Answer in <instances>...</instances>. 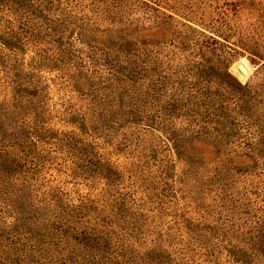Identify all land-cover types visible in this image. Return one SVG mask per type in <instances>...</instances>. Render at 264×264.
I'll return each mask as SVG.
<instances>
[{
    "label": "rangeland",
    "instance_id": "rangeland-1",
    "mask_svg": "<svg viewBox=\"0 0 264 264\" xmlns=\"http://www.w3.org/2000/svg\"><path fill=\"white\" fill-rule=\"evenodd\" d=\"M45 2L25 49L0 50V138L19 160L8 190L21 212L0 202V264H65L59 240L73 227L112 264H264V0ZM50 20L59 38L43 35ZM100 54L143 58V115L156 125L91 115ZM226 72L245 116L218 125L206 104L233 84Z\"/></svg>",
    "mask_w": 264,
    "mask_h": 264
},
{
    "label": "trees",
    "instance_id": "trees-1",
    "mask_svg": "<svg viewBox=\"0 0 264 264\" xmlns=\"http://www.w3.org/2000/svg\"><path fill=\"white\" fill-rule=\"evenodd\" d=\"M46 0H0V50L1 55L6 59H13L16 54L25 49L24 42L20 38H31L34 32H40L41 29L35 26L36 19L43 14L46 7ZM133 8V7H132ZM18 23V24H16ZM57 22L51 21L46 23L43 29V35L50 38H59L57 30H55ZM32 26V27H31ZM59 29V28H57ZM76 38H84L81 32H75ZM103 56L95 55L92 58L89 70L95 76V83L85 92L89 95L90 106L92 108L91 115L96 116L99 120L104 121L105 118L116 112H122L119 117L130 118V122L156 125L155 119L143 115L145 109L142 106V99L151 96L153 89L147 84L144 78L143 58L139 55H129L120 60L115 58L110 64L106 65ZM40 59V60H39ZM39 60V62H38ZM54 65L65 64L64 58L55 57ZM41 64V56L31 65L33 67ZM2 66V65H1ZM7 70L6 66H2ZM83 67V66H81ZM227 73V72H226ZM227 75L233 81V84L223 82L219 92H209L208 104L206 109L210 116H213L214 124L222 125L232 120L235 114L237 116H245V105L243 98V86L238 83L229 73ZM97 81V82H96ZM13 84L12 80L8 81ZM143 83H146L143 85ZM14 97L18 103L28 99L27 91L21 85L11 86ZM23 110L27 108V104L23 105ZM137 117V118H135ZM123 118V119H124ZM80 124L87 129L86 117L81 115ZM29 141L34 143L32 138ZM0 138V202L5 205L10 213L19 217V211L16 202L10 200L12 192L8 190L14 182L18 169L19 160H16L9 154ZM13 146V145H11ZM78 205L72 206L73 210H77ZM54 220L61 224L60 230L69 220L60 212L54 215ZM71 232L75 234L73 237L70 232L64 230L61 236L62 249L57 252L61 255L58 259H62L65 264H112L109 257L104 256L105 250L93 244L89 235L79 228L73 227Z\"/></svg>",
    "mask_w": 264,
    "mask_h": 264
},
{
    "label": "bare ground",
    "instance_id": "bare-ground-1",
    "mask_svg": "<svg viewBox=\"0 0 264 264\" xmlns=\"http://www.w3.org/2000/svg\"><path fill=\"white\" fill-rule=\"evenodd\" d=\"M239 64H242V65L246 68L245 72L241 71V70L238 68V65H239ZM236 74H237L238 76H240V77H243L244 75H247V74H248V67H247L246 63H245L243 60L239 61V62L236 64Z\"/></svg>",
    "mask_w": 264,
    "mask_h": 264
},
{
    "label": "water",
    "instance_id": "water-1",
    "mask_svg": "<svg viewBox=\"0 0 264 264\" xmlns=\"http://www.w3.org/2000/svg\"><path fill=\"white\" fill-rule=\"evenodd\" d=\"M238 68H239L241 71H243V72H245V70H246V68H245L242 64H239V65H238Z\"/></svg>",
    "mask_w": 264,
    "mask_h": 264
}]
</instances>
